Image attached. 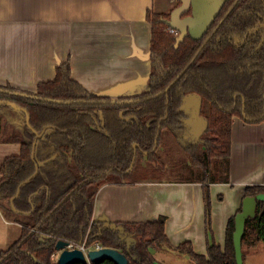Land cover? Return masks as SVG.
Wrapping results in <instances>:
<instances>
[{"label":"trees","instance_id":"16d2710c","mask_svg":"<svg viewBox=\"0 0 264 264\" xmlns=\"http://www.w3.org/2000/svg\"><path fill=\"white\" fill-rule=\"evenodd\" d=\"M169 19L170 14H147L151 69L139 95L113 100L90 93L72 79L69 59L35 92L0 86V143L20 145L19 154L0 167V209L21 227L20 237L0 253V264H55L59 240L88 247L99 243L123 253L128 264H154L153 251L158 250L186 256L193 264H236L234 216L227 223L224 247L211 242L206 255L195 253L190 242L172 246L164 218L93 220L96 194L104 185L201 183L210 236L208 186L229 182L233 119L264 121V0L226 4L200 40L172 33ZM189 95L201 98L198 115L206 127L188 147L192 164L181 167L187 177L167 180L163 174L171 169L158 153L164 150L165 132L170 140L186 144L181 135L187 122L192 119L200 128L191 115L195 100L184 102ZM19 187L13 209L10 200ZM262 192L264 186L247 187L244 197ZM259 243L264 247L261 202L256 216L245 223L243 264L244 251ZM79 264L115 263L103 259Z\"/></svg>","mask_w":264,"mask_h":264},{"label":"crops","instance_id":"0c3cea01","mask_svg":"<svg viewBox=\"0 0 264 264\" xmlns=\"http://www.w3.org/2000/svg\"><path fill=\"white\" fill-rule=\"evenodd\" d=\"M178 2L0 0V86L35 92L39 83L53 80L56 68L69 59L72 79L90 93L113 100L139 95L151 69L152 26L147 14H170ZM19 152L17 143H0V167ZM228 175V183L208 186L210 236L201 183L104 185L96 194L93 220L138 223L164 218L172 246L190 242L195 253L206 255L211 242L224 247L228 220L240 211L245 189L264 186V121L233 119ZM20 232V225L0 209V253ZM160 251H153L157 263L172 264L166 255L157 258ZM244 257L245 264H264L263 244L245 250ZM178 259L193 264L186 256Z\"/></svg>","mask_w":264,"mask_h":264},{"label":"water","instance_id":"95a60500","mask_svg":"<svg viewBox=\"0 0 264 264\" xmlns=\"http://www.w3.org/2000/svg\"><path fill=\"white\" fill-rule=\"evenodd\" d=\"M227 1L229 0H179L181 4L172 10L167 25L173 31L180 32L181 38L189 35L192 40H200L208 28L209 21L213 19L219 9L211 12L210 15H208V13L214 6L222 5ZM188 11H190L192 15L181 18V16ZM182 74L183 73H181L173 83H175ZM173 83L170 84L167 90L172 87ZM191 99L195 100V106L191 114L192 118L199 124L201 131H204L206 123L203 118L198 115L202 100L199 96L189 95L184 98V102ZM19 190L20 187L16 195L10 200L13 209V201L18 197ZM257 202H261L264 205V192L255 196H245L242 199L241 210L234 216L232 241L236 264H243L242 237L245 231V223L248 219H252L256 216ZM67 246L68 242L63 240L57 241L55 250L59 253V256L55 264L92 263L103 259H109L115 264H128L126 256L116 249L101 248L99 250L89 251L87 256H85L84 253L78 249L68 250ZM154 264L159 263L154 262Z\"/></svg>","mask_w":264,"mask_h":264},{"label":"rangeland","instance_id":"374dc122","mask_svg":"<svg viewBox=\"0 0 264 264\" xmlns=\"http://www.w3.org/2000/svg\"><path fill=\"white\" fill-rule=\"evenodd\" d=\"M140 90L143 89L142 87L139 88ZM188 128L183 131L181 135V141H188L186 144L184 143H178L177 141L170 140L172 138L169 133L165 132V136H163V146L164 150L158 151L159 156L162 159V164L166 169H171L166 172H164L163 177L165 179H178V178H184L187 177V173L184 170H181L182 166L190 165L192 164L193 157L190 155L188 150V147L193 146L188 143H193L194 141L197 142L199 136L201 135V129L198 127V125L190 119L188 122ZM177 143V144H176ZM167 144V145H166ZM172 144V148H169L170 145ZM167 148V149H166ZM193 151L199 152V149H194ZM145 165V164H144ZM173 167V168H172ZM185 168V167H184ZM186 169V168H185ZM165 255L167 257H165ZM59 256V254H58ZM57 256V259H58ZM157 258H167V260L172 263V264H192V263H185L182 261L183 259H178L179 258H184L183 255H178L175 254V252L169 251V250H163L157 253ZM256 264H261V263H256Z\"/></svg>","mask_w":264,"mask_h":264},{"label":"built area","instance_id":"2783aa9c","mask_svg":"<svg viewBox=\"0 0 264 264\" xmlns=\"http://www.w3.org/2000/svg\"><path fill=\"white\" fill-rule=\"evenodd\" d=\"M172 31V30H171ZM102 247L99 243H95L94 245L88 247L84 243L83 244H74V243H68L67 249L68 250H74L78 249L84 253L85 256H87L89 251L99 250Z\"/></svg>","mask_w":264,"mask_h":264},{"label":"flooded vegetation","instance_id":"af4514ba","mask_svg":"<svg viewBox=\"0 0 264 264\" xmlns=\"http://www.w3.org/2000/svg\"><path fill=\"white\" fill-rule=\"evenodd\" d=\"M232 1H237V0H229V1H227V2H225L224 4H222V5H218V6H214L213 8H212V10L208 13V15H210L211 14V12H214L215 10H217V9H219L218 11H220L222 8H223V6H225L226 4H228V3H230V2H232ZM235 4V3H234ZM178 6H180V5H177L176 7H178ZM217 11V12H218ZM192 14H191V12L190 11H188L187 13H185V14H183L182 16H181V18H184V17H186V16H191ZM216 15H217V13H216ZM215 15V16H216ZM215 16L213 17V18H215ZM208 17V16H207ZM209 19V18H208ZM213 21V19L211 20V21H209V23H208V28H207V30L205 31V33H204V35L208 32V30H209V28H210V26H211V22ZM171 29V28H170ZM172 30V29H171ZM170 30V31H171ZM172 33H175V34H180V32H178V31H171ZM187 34H188V32H187ZM203 35V36H204ZM247 35L248 34H246L245 35V37L247 38ZM202 36V37H203ZM244 37V40L246 39ZM244 44V41L242 42V45ZM191 100H193V99H191ZM189 101V100H188Z\"/></svg>","mask_w":264,"mask_h":264}]
</instances>
